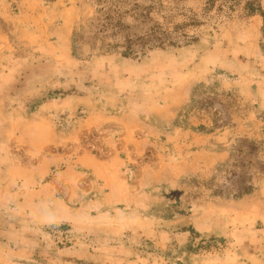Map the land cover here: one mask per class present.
I'll return each instance as SVG.
<instances>
[{
  "label": "rangeland",
  "instance_id": "rangeland-1",
  "mask_svg": "<svg viewBox=\"0 0 264 264\" xmlns=\"http://www.w3.org/2000/svg\"><path fill=\"white\" fill-rule=\"evenodd\" d=\"M255 8L0 0V264H264ZM175 28L195 41L121 56Z\"/></svg>",
  "mask_w": 264,
  "mask_h": 264
},
{
  "label": "trees",
  "instance_id": "trees-1",
  "mask_svg": "<svg viewBox=\"0 0 264 264\" xmlns=\"http://www.w3.org/2000/svg\"><path fill=\"white\" fill-rule=\"evenodd\" d=\"M250 11L253 8H249ZM255 11H259V14L262 18L264 25V13L260 12L259 8H255ZM264 31V26H263ZM195 41L194 36H190L186 33L179 31L178 28L173 29L171 32H163L159 30H154L150 32L142 39H137L136 41H129L126 43L124 50L121 52V56L125 58H136L140 51L145 50H153L155 48H159L165 46L166 44L181 48L191 45ZM143 51V52H144ZM258 150H235L229 159L228 169L231 172L232 168H237L236 172H233L232 181L243 180L248 181L249 178V169H259L262 165L259 163L260 161H256V157L258 156ZM253 158L251 160L250 158ZM240 170V171H238ZM245 188L243 190L244 193H248Z\"/></svg>",
  "mask_w": 264,
  "mask_h": 264
}]
</instances>
